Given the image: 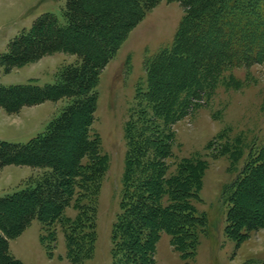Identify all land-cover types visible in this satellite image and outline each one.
Returning a JSON list of instances; mask_svg holds the SVG:
<instances>
[{
  "label": "trees",
  "instance_id": "16d2710c",
  "mask_svg": "<svg viewBox=\"0 0 264 264\" xmlns=\"http://www.w3.org/2000/svg\"><path fill=\"white\" fill-rule=\"evenodd\" d=\"M163 1L180 2L184 16L171 48L146 60V85H139L129 110L112 264H155L162 232L183 259L195 257L198 228L207 223L195 206L207 165L186 158L172 171L173 126L199 106L197 101L226 71L264 62V0H67L61 17L42 14L14 38L0 57L8 72L57 52L78 60L63 67L54 84L0 85V109L10 114L67 100L46 130L28 143L0 140V167L45 169L25 189L0 198V264H24L10 253V240L36 219L45 231L42 242H55L54 228L62 225L72 264H84L94 255L99 196L109 169L94 130L97 87L131 31ZM226 145L235 163L236 152ZM241 198L260 205V215ZM223 201L231 239L241 242L264 226V144L251 149ZM69 207L75 217L66 216Z\"/></svg>",
  "mask_w": 264,
  "mask_h": 264
},
{
  "label": "rangeland",
  "instance_id": "374dc122",
  "mask_svg": "<svg viewBox=\"0 0 264 264\" xmlns=\"http://www.w3.org/2000/svg\"><path fill=\"white\" fill-rule=\"evenodd\" d=\"M66 1L0 0V57L9 43L29 30L42 14L61 17ZM183 16L180 2H161L131 31L101 73L94 130L102 139L109 169L99 196L94 255L84 264H112L111 235L123 193L129 110L135 103L139 85H146V60L162 49L171 48ZM77 60L75 55L57 52L9 72L0 65V85L54 84L63 67ZM66 104V99L47 101L13 114L0 109V140L28 143L46 130ZM197 104L189 116L173 126L171 169L174 171L186 158L206 162L201 200H196L195 206L199 216H206L207 223L198 228L199 244L193 259H183L173 249L170 236L162 232L155 264H260L264 261V226L250 232L241 242L231 239L225 230L228 205L223 199L225 189L238 177L251 149L264 144V62L226 71ZM226 144L236 152L235 163ZM44 170L31 166L0 167V198L25 189ZM240 202L260 215V205L246 198ZM76 213L73 207L65 211L70 217ZM54 230L56 241L42 242L43 224L34 220L19 237L10 240V253L24 264H72L67 258L62 225L57 224Z\"/></svg>",
  "mask_w": 264,
  "mask_h": 264
}]
</instances>
